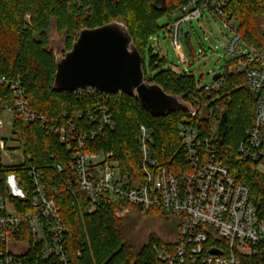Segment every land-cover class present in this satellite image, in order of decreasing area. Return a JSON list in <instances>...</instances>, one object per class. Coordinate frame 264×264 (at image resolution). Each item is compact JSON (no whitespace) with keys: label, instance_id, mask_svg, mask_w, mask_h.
Segmentation results:
<instances>
[{"label":"trees","instance_id":"obj_1","mask_svg":"<svg viewBox=\"0 0 264 264\" xmlns=\"http://www.w3.org/2000/svg\"><path fill=\"white\" fill-rule=\"evenodd\" d=\"M183 4L184 0H0V75L19 77L26 87L31 110L48 122L45 126L39 122L24 123L18 114L13 115L12 141L18 143L30 159L22 168L0 170V192H5L7 172L18 174L28 187L29 165L36 168L47 187L57 189L55 204L65 229L70 264H157L154 248L162 245L161 240L152 237L147 244L136 248L126 234L129 214L146 211L165 217L160 210L136 207L102 195L94 214L82 213L87 198L77 187L75 174L66 168L72 161L75 145L71 141L72 146L67 149L49 128L70 123L77 133H90L97 126V121L93 120V117L98 119L96 99H101L108 109L113 130L89 140L85 150L113 153L115 167L121 175L130 178L131 183L142 180L136 142L139 125L153 132L152 158L159 166L180 176L186 165L177 128L188 124L208 134L209 128H213L209 113L215 116L212 121L216 128L224 117L226 132L221 143L216 141L215 144L217 160L236 181L249 188L257 212H264V158L255 163L243 161L237 153L246 130L253 126L255 97L246 88L245 75L225 70L220 90L208 96L203 88L199 89L192 73H174L163 58L147 49L150 38L175 20L173 14ZM225 13L237 24L243 42L264 52V31L258 22L259 18L264 19V0H231ZM119 20L125 23L143 58L145 79L191 105L195 117L186 112L153 117L135 98L124 94L108 95L105 100L99 92L94 97L86 90L80 94L53 90L56 66L53 52L48 49L47 36L52 21L56 23L58 34L65 36L66 50H70L79 31ZM161 20L164 24H159ZM203 110L205 115H201ZM56 165L64 166V170L58 173ZM12 201L19 211L20 205ZM124 211L129 212L122 214ZM82 248L81 255L77 256ZM35 257L39 264H56Z\"/></svg>","mask_w":264,"mask_h":264},{"label":"built area","instance_id":"obj_2","mask_svg":"<svg viewBox=\"0 0 264 264\" xmlns=\"http://www.w3.org/2000/svg\"><path fill=\"white\" fill-rule=\"evenodd\" d=\"M230 1L184 0L175 13L176 19L163 32L180 63L185 65L188 61L182 55V39L187 22L199 20L204 11H209L229 28L232 36L224 48L234 62L226 70L244 74L246 88L255 97L253 126L246 130L237 153L243 161L255 163L264 158V52L243 42L237 24L225 13ZM222 80L221 77L204 86L203 92L209 96L220 90ZM86 91L94 97L98 92ZM101 94L106 100L108 95ZM0 95V170L22 168L30 158L12 141L13 115L18 114L24 123L39 122L45 126L48 122L31 110L26 87L19 77L0 75ZM96 108L98 119L93 120L97 126L88 134L77 133L70 123L49 128L67 149L71 148V141L75 145L72 161L66 168L75 174L76 185L87 198L84 215L96 212L102 195L136 207L160 210L172 221L176 232L154 248L157 264H264V212H257L249 188L236 181L217 160V128H209L208 134L188 124L177 128L186 165L178 176L152 158L153 132L139 125L136 142L142 180L131 183L115 167L113 153L85 150L89 140L113 130L111 116L101 99H96ZM6 115L9 120L3 118ZM195 115V111L190 114ZM8 129L11 139L4 137ZM12 151H21L22 162L14 161ZM56 170L61 173L64 166L56 165ZM27 178L28 187L16 173L7 172L4 176L5 192H0V264H39L35 256L43 262L70 264L65 229L55 204L58 191L47 187L32 165L28 166ZM12 200L20 205L19 211Z\"/></svg>","mask_w":264,"mask_h":264},{"label":"water","instance_id":"obj_3","mask_svg":"<svg viewBox=\"0 0 264 264\" xmlns=\"http://www.w3.org/2000/svg\"><path fill=\"white\" fill-rule=\"evenodd\" d=\"M52 30L58 34L55 21H52L47 31L48 38ZM61 38L62 50H65L61 57L51 49L49 38L48 49L55 57V92L94 89L106 95L124 94L135 98L153 117H163L175 112H194L193 107L180 97L166 94L159 85L145 79L143 58L122 20L79 31L70 50L65 48L64 34ZM221 76V72L214 74L211 83ZM225 132V120L222 117L215 131L220 143ZM211 254L219 252L211 251Z\"/></svg>","mask_w":264,"mask_h":264},{"label":"rangeland","instance_id":"obj_4","mask_svg":"<svg viewBox=\"0 0 264 264\" xmlns=\"http://www.w3.org/2000/svg\"><path fill=\"white\" fill-rule=\"evenodd\" d=\"M28 20L29 17L27 18V21ZM258 22L261 29L264 31V19L259 18ZM184 32H188L189 36L187 39L185 37L182 39L183 54L185 57H188L191 51L196 52L198 57L194 62L191 61L186 65H182L170 41L168 39L164 41L162 33L159 34L158 42H155L154 39L149 40L147 49H151L152 54L165 56L172 66L182 71L186 69L188 72L192 73L197 85H199V89L204 86H209L212 84V76L224 72L229 62L233 60L232 56L226 54L224 48L231 38L232 33L220 18L211 14L209 11H204L202 18L199 20L187 22L183 27V33ZM49 38L52 44L51 49L58 57L64 56L65 50H62L61 36L52 30L49 33ZM148 57V52H146V64ZM201 107L203 106L201 105L200 108ZM202 114H206L205 110L201 111V115ZM3 118L9 120L10 116L6 115L3 116ZM212 119L215 118H211L210 124L213 128H216ZM4 137L6 139H11L9 129L4 132ZM12 154L16 163L22 162L23 156L21 155V151L19 154L13 153L12 151ZM262 165H264V160H262ZM128 212L129 211H124L122 214H127ZM175 232L176 228L172 224V221L156 213L135 211L127 217V240L134 244L136 248H140L147 244L152 237L162 241L173 236Z\"/></svg>","mask_w":264,"mask_h":264},{"label":"crops","instance_id":"obj_5","mask_svg":"<svg viewBox=\"0 0 264 264\" xmlns=\"http://www.w3.org/2000/svg\"><path fill=\"white\" fill-rule=\"evenodd\" d=\"M175 13H176V12H174V14H173V18H174V19H176V15H175ZM159 24H164V20H161V21L159 22ZM160 33H162V36H163V38H164V41H166V39H168V38H167L166 35L164 34L163 30H162ZM160 33H159V34H160ZM159 34L156 35V36L151 37L150 39H154L155 42H156V41L158 42V40H159V36H160ZM188 36H189V35H188V32H184L183 37H186V39H187ZM182 55H183V57H184L188 62H191V61L194 62V61L197 59V57H198V54H197L196 52H192V51L189 53V56H188V57H185L184 54H183V49H182ZM159 58H163V59L165 60V62H166L167 67L170 68V70H172L174 73H181V72L189 73L186 69H185V71H182V70H180L179 68L172 66L171 63H170L169 61H167V59H166L165 56L160 55ZM186 64H187V63H186ZM186 64H185V65H186ZM182 65H183V64H182ZM221 73H222V72H221ZM220 78H221V77H220Z\"/></svg>","mask_w":264,"mask_h":264}]
</instances>
